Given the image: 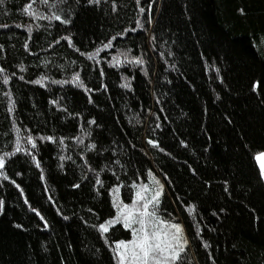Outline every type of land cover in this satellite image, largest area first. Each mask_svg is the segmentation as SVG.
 <instances>
[{"label": "trees", "instance_id": "trees-1", "mask_svg": "<svg viewBox=\"0 0 264 264\" xmlns=\"http://www.w3.org/2000/svg\"><path fill=\"white\" fill-rule=\"evenodd\" d=\"M259 150L264 0H0V264H121L157 192L176 264H264Z\"/></svg>", "mask_w": 264, "mask_h": 264}, {"label": "snow or ice", "instance_id": "snow-or-ice-1", "mask_svg": "<svg viewBox=\"0 0 264 264\" xmlns=\"http://www.w3.org/2000/svg\"><path fill=\"white\" fill-rule=\"evenodd\" d=\"M31 8V5H29ZM59 19V17H56ZM31 29H29L30 31ZM111 45H105L104 47H110ZM99 51V50H97ZM119 62L118 60L116 61ZM142 62V61H141ZM78 79V77H77ZM51 139V137H49ZM19 146L17 147V151H19ZM257 159H264V153H261ZM4 166V159L0 157V168ZM118 191V189L116 190ZM160 192H157L147 203L143 204V211L140 212V219L137 220L133 214V210L135 209V204L127 205L124 204L122 207L117 204V207L120 208V215L115 219L110 220L107 224L100 225V228L107 232L109 230V226L120 222L121 216L124 219V226L126 228H133V224L139 223L140 227L138 229H133L134 238L129 242L121 241L117 246V249L120 254L121 264H125L126 261L130 262V264H150V261H154L155 264H162L161 260L158 259V254H163L168 249L173 248L172 241H175L176 244H180L181 236H182V228L179 224H171L170 228L174 229V233L171 235L170 240L163 239L162 237H168L169 233L164 231L163 233L159 230L149 232L147 223L144 217L154 216L155 213L148 212L149 204L156 201L158 203V197ZM136 198L138 201H142L145 199L142 191L136 192ZM0 208H2V202H0ZM161 224L164 221H160ZM180 251H183V246L180 247ZM178 257V253L175 254L174 258Z\"/></svg>", "mask_w": 264, "mask_h": 264}, {"label": "rangeland", "instance_id": "rangeland-1", "mask_svg": "<svg viewBox=\"0 0 264 264\" xmlns=\"http://www.w3.org/2000/svg\"><path fill=\"white\" fill-rule=\"evenodd\" d=\"M261 153H264V151L263 150H259V151H257L256 152V154H255V156H256V159H257V157L261 154ZM257 161H258V163H259V165H260V167H261V170H262V173H263V175H264V159H257ZM114 199V202L115 203H117V198L116 197H114L113 198ZM119 204V203H118ZM121 207L123 206V205H120ZM120 215V208H118L117 207V214H116V216L114 217V218H112L111 220H113V219H115L117 216H119ZM121 220H122V222H124V219H122L121 218ZM110 221V220H109ZM160 219H158V218H154L153 219V221H151L150 222V224H151V226L150 227H152L153 228V231H157V230H159V231H161L162 233L164 232V231H167L168 233H169V235H168V237H162L163 239H166V240H170L171 239V235L174 233V229H171L170 228V225L171 224H178V223H174V222H171V223H168V222H164L163 224H161L160 223ZM132 229V232H133V229H138V228H131ZM134 238V234H133V237H132V239ZM184 235H183V231H182V236H181V240H180V244H176V242L175 241H172V244H173V248H171V249H168L166 252H164V254H160V255H163V258H160V260H161V262H162V264H176L174 261H173V257H174V255L176 254V247H181V246H184V244H185V241H184ZM131 239V240H132ZM131 240H128V241H124V242H129V241H131ZM121 241H119L118 242V245H119V243H120ZM176 246V247H175ZM159 259V258H158ZM125 264H130V262H128V261H126L125 262ZM150 264H155V262L154 261H152V262H150Z\"/></svg>", "mask_w": 264, "mask_h": 264}]
</instances>
